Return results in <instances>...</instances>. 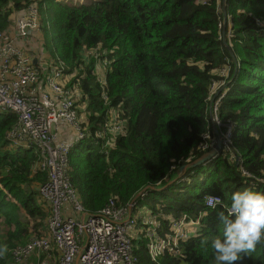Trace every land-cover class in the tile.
<instances>
[{"label":"trees","instance_id":"obj_1","mask_svg":"<svg viewBox=\"0 0 264 264\" xmlns=\"http://www.w3.org/2000/svg\"><path fill=\"white\" fill-rule=\"evenodd\" d=\"M33 4L52 20L51 27H42L43 49L51 62L67 63V74L78 70L67 86L80 80L84 96L72 90L80 107L87 104L86 137L69 156L70 182L85 209L96 214L113 200L127 208L145 188L165 187L148 190L132 214L145 208L160 216L162 235L172 233L171 225L183 214L200 217L202 232L157 260L140 235L133 241L137 264H215L202 240L210 242L219 233L220 205L236 190L264 191V0H227L225 37L222 0H98L79 6L0 0V31ZM95 49L111 60L105 86L82 55ZM226 63L234 77L215 97L213 88L226 82L219 76ZM216 105L221 125L214 124ZM111 109L119 110L113 122ZM15 122L14 114H0V264H13L15 249L45 237L51 215L36 195L47 180L35 172L40 156L7 150ZM228 124L233 125L231 149L223 147L211 162L169 185L182 167L216 145ZM208 197L222 203L207 208ZM238 264H264V239Z\"/></svg>","mask_w":264,"mask_h":264},{"label":"built area","instance_id":"obj_2","mask_svg":"<svg viewBox=\"0 0 264 264\" xmlns=\"http://www.w3.org/2000/svg\"><path fill=\"white\" fill-rule=\"evenodd\" d=\"M26 10L0 31V114L16 116L6 136L9 145L40 156L35 172L42 171L47 180L40 185L39 200L51 215L48 234L15 249L13 264H137L133 241L140 235L149 240L153 260L173 253L179 241L198 236L203 227L200 217L183 215L171 225L172 233L162 235L161 217L145 208L130 215L131 204L119 208L113 200L96 214L85 209L69 176L70 153L86 137L76 91L67 86L64 62L41 59L44 49L33 42L41 30L39 8L33 4ZM32 47L39 56L32 53ZM103 64L107 66V61ZM217 110L216 105L213 119L221 125ZM227 126L220 140L230 150L233 125ZM70 133L76 134L74 141ZM221 203L220 198L208 197L206 207Z\"/></svg>","mask_w":264,"mask_h":264},{"label":"clouds","instance_id":"obj_3","mask_svg":"<svg viewBox=\"0 0 264 264\" xmlns=\"http://www.w3.org/2000/svg\"><path fill=\"white\" fill-rule=\"evenodd\" d=\"M55 1L60 5L66 2V0L63 2H60L61 0ZM40 28L42 31L41 18ZM52 44H54L53 41ZM103 55L104 53H102L100 49H97V59L99 60L100 58L102 63L104 60L107 61V66L102 64L106 71L105 78L104 80H99V82L105 86L107 72L110 71L111 63L109 62V59ZM65 64L67 65V63ZM118 114L119 110L115 111L111 109L109 111L108 116L111 122L117 119ZM220 208L221 210L216 213L219 233L213 236L210 242L208 240H202V244L212 250L215 264H238L243 256L254 252L257 244L264 239V191L253 190L250 188L236 190L231 194L229 202L227 204H221ZM3 251L4 249L0 248V254H2Z\"/></svg>","mask_w":264,"mask_h":264},{"label":"crops","instance_id":"obj_4","mask_svg":"<svg viewBox=\"0 0 264 264\" xmlns=\"http://www.w3.org/2000/svg\"><path fill=\"white\" fill-rule=\"evenodd\" d=\"M11 18H16V17L13 16V17H11ZM41 33H42V32H41V30H40V32H39V33L34 37V39H33V42H36L38 45H42V43H43V41H44V39H43V37H42L43 33H42V34H41ZM43 36H44V35H43ZM100 50H101V49H100ZM31 51H32V53H33L35 56H39V55H40L39 51H37L36 48H34V47H32ZM96 52H97V49H95V50H85V51H83L82 55L86 56V61H87V62H90V63L92 64V63L95 62V61H94V59H93V60H90V57H91V56L95 57V56H96ZM41 59H43V60L46 61V62L51 63V61H50V59H49V55L47 54V51H46V50H44V52H42V54H41ZM86 61H85V63L87 64ZM40 62H42V61H40ZM35 63H36V62H35ZM102 64H103V63H102L100 60H97L96 63H95V71H97V74L94 75V76L97 78L98 81H99V80H104L105 75H106V71H105V69H104L102 72H100L99 69H98L100 66L103 67ZM93 70H94V69H93ZM77 74H78V70H76V71L74 70V72L68 74V75H67V78H68V79H67V80H68V83H67V84H70L71 81L74 79V77H75ZM77 84H78V83H77ZM78 85H80V80H79V84H78ZM78 85H74V87H72V88L76 91V93L81 94L82 96H84L83 93H82L81 88H80ZM69 86H70V85H69ZM86 106H87V104L84 103V104H82L81 107H79L80 121H81V124H82V125H87V124H88V122H87V121H88V117H87V114H86ZM69 136H70L71 138H73V141H74L75 138H76V134H74V133H70ZM7 150H9V151H11V152H19L17 149L11 147L10 145H8ZM177 176H178V175H177ZM2 178H3V173L0 171V181H1ZM39 188H40V185H39L38 188H36V195H37L38 199H39ZM39 201H40V200H39ZM131 213H132V211L129 212L130 215H131ZM46 232H47V234H48V226H47V223H46Z\"/></svg>","mask_w":264,"mask_h":264},{"label":"water","instance_id":"obj_5","mask_svg":"<svg viewBox=\"0 0 264 264\" xmlns=\"http://www.w3.org/2000/svg\"><path fill=\"white\" fill-rule=\"evenodd\" d=\"M222 10H223V24H224V29H223V36L225 37V32H226V28H227V23H228V16H227V0L223 1V6H222ZM228 46V45H227ZM214 124H216L214 122ZM223 149V143L221 142V140H218L216 142V146L214 148H212L208 153L204 154L201 158L195 160L194 162H192L191 164H188L184 167H182L179 170L178 176H176L170 183L173 184L174 182H176L179 178H181L183 175H185V173L192 168H196V167H200V166H204L207 163L211 162L214 158H216L218 156V153L221 152V150ZM237 164H239V159H237ZM165 189L164 188H155V187H147L145 188L143 191H141L140 193H138L135 198L132 200L131 202V206L129 209V212L132 210V207L136 204L137 200L140 199L141 197L144 196V194L148 191H163Z\"/></svg>","mask_w":264,"mask_h":264},{"label":"rangeland","instance_id":"obj_6","mask_svg":"<svg viewBox=\"0 0 264 264\" xmlns=\"http://www.w3.org/2000/svg\"><path fill=\"white\" fill-rule=\"evenodd\" d=\"M63 1H65V0H61L60 2H63ZM97 0H66V2L68 3V4H74V5H77V6H79L81 3H84V4H88V3H94V2H96ZM222 1H224V0H222ZM27 7V6H26ZM27 9V8H26ZM25 9V10H26ZM40 18H41V21L43 20V24H42V27L45 29L48 25H50V27H51V21H50V14H48V13H46V11H45V9H41V13H40ZM13 26H14V24H12L11 25V28H13ZM230 28H232L231 26H230ZM228 45V44H227ZM228 47H229V45H228ZM99 57V56H98ZM98 59H97V57L95 56L94 57V61L95 62H93V64H94V66H93V69L94 70H92V74L93 75H96L97 74V71H95V63H96V61H97ZM99 60L102 62V60L99 58ZM109 62L111 63V61L109 60ZM223 70L219 73V76L221 77V79H224L225 78V80H226V82L223 84V85H221L220 87H218V88H213V90H212V93L213 94H215V97L216 96H218V95H221V93H223V91H224V89L228 86V84L230 83V81H232V79H233V77H231L228 73H229V71H230V69H231V67H230V65H228V63H226L224 66H223ZM99 69V71L100 72H102L103 70H104V67H99L98 68ZM236 71H237V69H235V73H236ZM224 95V94H223ZM75 134V133H74ZM223 147H225L224 146V144H223ZM3 187V186H2ZM28 223L30 224V227H31V231H33V229H34V226H35V223L32 221V219H29V221H28ZM43 229V228H42Z\"/></svg>","mask_w":264,"mask_h":264}]
</instances>
